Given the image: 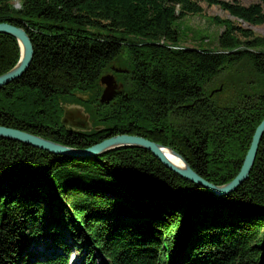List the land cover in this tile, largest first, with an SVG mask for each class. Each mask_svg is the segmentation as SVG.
Masks as SVG:
<instances>
[{
	"label": "trees",
	"instance_id": "obj_1",
	"mask_svg": "<svg viewBox=\"0 0 264 264\" xmlns=\"http://www.w3.org/2000/svg\"><path fill=\"white\" fill-rule=\"evenodd\" d=\"M204 1L264 25V0ZM202 10L199 0H0V22L25 29L34 49L25 73L0 88V125L75 148L139 135L213 185L232 181L264 119V37L229 21L218 48L180 46L177 22ZM20 56L18 39L0 32V74ZM114 63L120 88L102 103ZM217 79L235 101L211 95ZM74 103L91 130L62 123ZM66 233L85 264H264V134L249 176L223 196L144 148L76 157L0 137V264H68L31 250L67 252Z\"/></svg>",
	"mask_w": 264,
	"mask_h": 264
},
{
	"label": "water",
	"instance_id": "obj_2",
	"mask_svg": "<svg viewBox=\"0 0 264 264\" xmlns=\"http://www.w3.org/2000/svg\"><path fill=\"white\" fill-rule=\"evenodd\" d=\"M0 32L8 33L16 37L21 46V56L18 63L7 72L0 74L1 88L4 85L19 78L25 73L32 61L34 49L29 35L22 27H18L8 22H0ZM101 82L105 85V88L103 89V92L101 94L100 102L109 103L111 100L114 99L118 91L116 79L113 75L106 74L101 77ZM63 109L65 114L62 123L64 125L68 124V126L73 125L72 123L68 122V120H71L73 117H71V111L67 109L65 105L63 106ZM96 129H100V127H96ZM76 130L84 131L82 129ZM263 133L264 119L260 122L254 132L251 145L245 156L244 163L238 175L229 183L221 186H216L209 183L200 175H198L186 162L184 157L178 152H176L174 149L164 146L150 139H147L143 136L131 134H118L108 137L90 147L75 148L44 138L39 135L28 133L26 131L0 125V137L17 140L32 145L34 147H38L49 152L61 155H69L76 157H93L119 147L132 146L144 148L151 151L153 155L157 157L167 168L175 171L180 176L185 177L195 183L202 184L208 189H211L214 193H216V195H223L234 190L249 176L250 170L254 164L258 146ZM164 148H168L173 151V153L183 161L184 166L178 167L177 165L172 163V161H170L163 152Z\"/></svg>",
	"mask_w": 264,
	"mask_h": 264
},
{
	"label": "rangeland",
	"instance_id": "obj_3",
	"mask_svg": "<svg viewBox=\"0 0 264 264\" xmlns=\"http://www.w3.org/2000/svg\"><path fill=\"white\" fill-rule=\"evenodd\" d=\"M11 1L14 7L20 8L21 0H11ZM227 1H234V0H227ZM236 1H238L243 5H249L259 0H236ZM199 3L203 8L201 13L187 15L185 18L177 22L178 28L180 30V44H179L180 46L218 48V43H217L218 36L224 30L225 24L229 21L233 22L237 26L250 28L251 30H253V33L256 36L264 37V25H252L250 23L244 22L232 16L226 10H223L220 6L215 4L209 5L204 0H199ZM120 66H121L120 63L119 64L114 63L110 67V69L104 73V75L111 74L114 76L117 83V89L120 88V83L118 82L114 72L123 71V68H121ZM102 85L103 88H105V85L104 84ZM209 88L211 95L217 101H219L220 104H225L226 102L232 103L233 101L236 100L234 95L235 88L233 86H227V85L226 87L223 88V85H219V79H217L213 83V85ZM78 95L84 99H87L90 96V94H78ZM65 106L67 109L71 111V117L73 116L71 120H68V122L73 124V125H69L70 128L82 129L84 131H88L93 128L90 121V113H88L85 110L84 106L75 103L65 104ZM64 114L62 116V120L64 119ZM223 195H218V196H223ZM183 233L182 236L185 234ZM64 241L68 247L67 252H63L58 248H52V247L50 249H45L44 243H41L36 248H34V246H31V250L33 249L34 251L39 252L38 253L39 258L43 257L42 254L51 255L52 253H56V254L63 253V255L68 258V264H85V259L82 251L83 248L82 247L77 248L76 246L77 243L68 233L65 234ZM186 246L187 245L186 243L184 244V240H181L179 244V251L180 250L182 251V249L185 248ZM97 257L102 261L103 258L100 253L97 254Z\"/></svg>",
	"mask_w": 264,
	"mask_h": 264
},
{
	"label": "bare ground",
	"instance_id": "obj_4",
	"mask_svg": "<svg viewBox=\"0 0 264 264\" xmlns=\"http://www.w3.org/2000/svg\"><path fill=\"white\" fill-rule=\"evenodd\" d=\"M163 152L165 153L166 157L172 161V163H174L175 165H177L178 167H182L184 166L183 161L173 153V151H171L168 148H164Z\"/></svg>",
	"mask_w": 264,
	"mask_h": 264
}]
</instances>
